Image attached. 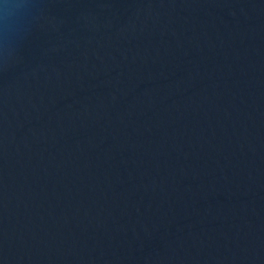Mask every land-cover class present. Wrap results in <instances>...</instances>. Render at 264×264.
<instances>
[{"label":"water","instance_id":"obj_1","mask_svg":"<svg viewBox=\"0 0 264 264\" xmlns=\"http://www.w3.org/2000/svg\"><path fill=\"white\" fill-rule=\"evenodd\" d=\"M28 5L0 23V264H264V0Z\"/></svg>","mask_w":264,"mask_h":264},{"label":"clouds","instance_id":"obj_2","mask_svg":"<svg viewBox=\"0 0 264 264\" xmlns=\"http://www.w3.org/2000/svg\"><path fill=\"white\" fill-rule=\"evenodd\" d=\"M28 0H0V23L6 22L8 16L15 10H21L28 7Z\"/></svg>","mask_w":264,"mask_h":264}]
</instances>
